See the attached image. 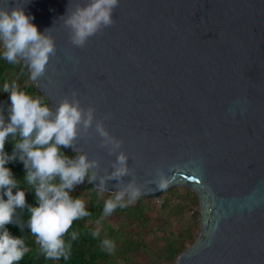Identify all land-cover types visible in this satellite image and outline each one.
Here are the masks:
<instances>
[{
	"label": "water",
	"instance_id": "1",
	"mask_svg": "<svg viewBox=\"0 0 264 264\" xmlns=\"http://www.w3.org/2000/svg\"><path fill=\"white\" fill-rule=\"evenodd\" d=\"M13 2L51 28L56 54L34 81L47 104L75 90L107 117L142 196L165 191H147L156 169L196 195L199 230L174 264H264V0H119L115 23L83 48L60 19L69 0L0 6ZM89 131L76 148L111 171L115 155Z\"/></svg>",
	"mask_w": 264,
	"mask_h": 264
},
{
	"label": "clouds",
	"instance_id": "2",
	"mask_svg": "<svg viewBox=\"0 0 264 264\" xmlns=\"http://www.w3.org/2000/svg\"><path fill=\"white\" fill-rule=\"evenodd\" d=\"M119 0H69L66 13L60 17L68 30L72 45L83 48L89 38L115 23L114 10ZM33 17L24 11V4L13 2L8 7L0 6V44L3 57L9 63L22 60L30 72V79L37 81L45 75L51 57L56 54V45L51 28L40 32L32 23ZM3 91L10 93L9 120L0 112V264H17L29 251L21 237L12 236L5 225L14 223L17 209L26 207L25 192L18 187L11 170L5 165L17 157L26 170L24 178L35 192L37 206H28V228L35 236L46 259L67 260L71 243L64 237L73 222L87 217L84 200L73 198L69 192L87 178L96 184L98 192H106V182L115 179L116 191L104 202L103 215L110 216L117 208H125L144 195L145 187L137 182L134 169L128 166V154L122 150L123 141L109 133L103 119L95 117V108L81 105L77 92L71 98L63 97L53 109L41 98H33L18 90L15 82L5 83ZM94 127L101 137L99 146L115 155L110 167L100 171L96 158L78 150L76 140L90 136ZM14 141L12 155L5 152L9 136ZM19 139L16 140V137ZM60 146L72 147L79 152L69 158L60 151ZM124 177H131L125 182ZM174 178L156 169L155 176L147 182L148 192L166 190ZM17 188L15 194L12 189ZM7 197L5 199L4 197ZM99 237V229L92 233ZM78 238L71 232V240ZM102 247L108 252L115 248L113 241L104 239Z\"/></svg>",
	"mask_w": 264,
	"mask_h": 264
},
{
	"label": "trees",
	"instance_id": "3",
	"mask_svg": "<svg viewBox=\"0 0 264 264\" xmlns=\"http://www.w3.org/2000/svg\"><path fill=\"white\" fill-rule=\"evenodd\" d=\"M4 49L0 44V112L9 120L11 106L10 93L3 91L5 83L15 82L18 90L24 91L33 98H46L37 90L27 65L21 60L9 63L2 55ZM19 136L16 137V140ZM5 152L12 155L14 141L11 135L5 142ZM60 151L74 158L75 152ZM18 180V187L25 192L26 207L17 209L14 223L5 227L14 237H21L29 251L17 264H174L176 256L185 247V243L194 239V228L197 226L195 216L198 211L194 207L197 203L196 195L186 187L178 191V186L166 189L159 198L157 205L151 206L149 201L153 196H141L134 203L125 208H117L112 215L104 216L103 208L106 199L113 193H100L93 188L87 178L76 185L69 195L84 200L89 216L73 222L69 233L65 235L66 242L71 243V254L67 260L46 259L36 242L35 236L28 228L30 213L28 206H37L34 189L27 184L24 176L26 170L23 162L17 157L6 165ZM13 194L17 188L12 189ZM7 199V197H4ZM158 206V207H157ZM149 209H156L148 214ZM99 229V237L92 233ZM77 232L78 238L71 240V232ZM109 239L115 248L108 252L102 247L101 241Z\"/></svg>",
	"mask_w": 264,
	"mask_h": 264
},
{
	"label": "rangeland",
	"instance_id": "4",
	"mask_svg": "<svg viewBox=\"0 0 264 264\" xmlns=\"http://www.w3.org/2000/svg\"><path fill=\"white\" fill-rule=\"evenodd\" d=\"M174 187H176V186H174ZM182 187H183V186H178V189H177V190H178V191H182V189H181ZM162 194H163V192H162L159 196H154V197H151L150 199H146V201H149L150 205L154 207V205H157V203L159 202V198L162 196ZM196 199H197V198H196ZM157 207H158V206H157ZM192 208H196L197 211H198V203H196L194 207L192 206ZM155 210H156V209H149V210L147 211V213H148V214H153V212H155ZM195 219L198 220V221H197V226H196V228H194V233H195V237H196V235H197V233H198V230H199V211H198V215L195 216ZM195 237H194V239H195ZM194 239H193V240H194ZM193 240L190 241V242H188V243L186 242V243H185V247H187L188 245H190V244L193 242ZM185 247H184V248H185ZM184 248H183V249H184ZM183 249H182V250H183Z\"/></svg>",
	"mask_w": 264,
	"mask_h": 264
}]
</instances>
